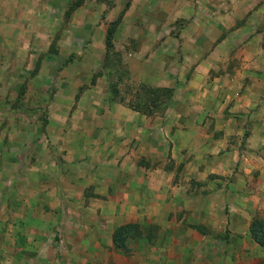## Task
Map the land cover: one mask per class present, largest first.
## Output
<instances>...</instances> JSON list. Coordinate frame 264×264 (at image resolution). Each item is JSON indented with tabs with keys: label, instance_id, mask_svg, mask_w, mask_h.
Here are the masks:
<instances>
[{
	"label": "crops",
	"instance_id": "crops-1",
	"mask_svg": "<svg viewBox=\"0 0 264 264\" xmlns=\"http://www.w3.org/2000/svg\"><path fill=\"white\" fill-rule=\"evenodd\" d=\"M255 219L264 0H0V264H264Z\"/></svg>",
	"mask_w": 264,
	"mask_h": 264
},
{
	"label": "trees",
	"instance_id": "trees-1",
	"mask_svg": "<svg viewBox=\"0 0 264 264\" xmlns=\"http://www.w3.org/2000/svg\"><path fill=\"white\" fill-rule=\"evenodd\" d=\"M112 33H108V39L111 38ZM135 232V233H134ZM250 233L253 240L264 248V219H255L253 220L250 226ZM137 230L135 226L127 225L118 228L113 234V242L116 248L123 250L124 252L128 251L127 242L130 238L135 236Z\"/></svg>",
	"mask_w": 264,
	"mask_h": 264
},
{
	"label": "rangeland",
	"instance_id": "rangeland-1",
	"mask_svg": "<svg viewBox=\"0 0 264 264\" xmlns=\"http://www.w3.org/2000/svg\"><path fill=\"white\" fill-rule=\"evenodd\" d=\"M133 241V240H132ZM132 241L129 242V245L132 243Z\"/></svg>",
	"mask_w": 264,
	"mask_h": 264
}]
</instances>
